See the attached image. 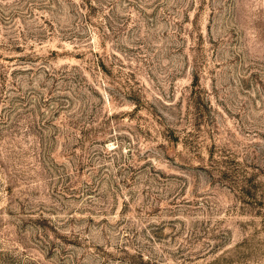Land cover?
Instances as JSON below:
<instances>
[{"label":"rangeland","instance_id":"rangeland-1","mask_svg":"<svg viewBox=\"0 0 264 264\" xmlns=\"http://www.w3.org/2000/svg\"><path fill=\"white\" fill-rule=\"evenodd\" d=\"M0 264H264V0H0Z\"/></svg>","mask_w":264,"mask_h":264}]
</instances>
